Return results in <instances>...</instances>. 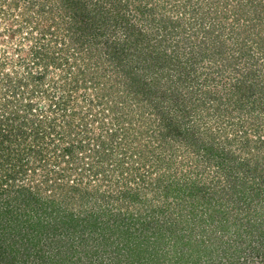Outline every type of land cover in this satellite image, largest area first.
<instances>
[{
	"label": "trees",
	"instance_id": "trees-1",
	"mask_svg": "<svg viewBox=\"0 0 264 264\" xmlns=\"http://www.w3.org/2000/svg\"><path fill=\"white\" fill-rule=\"evenodd\" d=\"M121 2L0 0V20L11 22L0 27V36L6 31L11 37L26 32L22 39L31 41L25 29L34 20L36 6L35 19L52 21L46 27L60 45L54 48L50 41L37 40L30 53L24 45L16 46L22 67H15L14 56L0 46V264H12L8 253L14 254L13 264H24L18 257L22 252L25 258L51 257L46 245L52 242L55 247L58 240L66 244L71 238L84 244L94 239L104 245L111 235L115 236L109 244L118 240L114 251L122 253L121 258L87 264L124 260L126 264H228L231 258L264 264V156L259 154L260 146L264 147V0L196 3L205 5L198 13L207 16L212 36L225 34L224 41L232 39L221 48L217 45L213 53L229 61L224 69L234 66L241 73L216 103L213 98L219 95L211 89L205 91L211 94L207 98L194 97L192 88L202 89L207 81L180 69L187 63H202L206 44L186 43L182 50L168 53L151 43L150 32L140 31L123 43L109 44L104 54V62H109L106 70L95 71L97 62L91 70L94 42L107 33L101 24L111 26L116 15L118 22L125 20L120 11L113 13ZM51 4L57 7L53 16ZM138 7L144 9L145 18L152 14L141 3ZM85 22L91 26L85 28ZM88 28H94L90 46L86 45ZM37 29L46 35L45 28ZM214 43L211 40L210 45ZM24 51L27 56L20 58ZM65 68L66 73H58ZM46 80L49 86L44 88ZM91 86L96 98L82 91ZM50 87L56 89L54 95ZM37 94L51 102H38ZM80 99L88 111L76 120L79 113L73 111L72 103ZM211 107L223 120L237 112L242 113V123L244 114L253 116L257 129L251 139L244 130L243 153L230 147L238 140L237 133L231 137L217 119L209 123L205 115L210 116ZM156 140L161 152L154 150ZM176 145H183L184 153L192 156L189 170L184 169L186 161L180 160L175 171ZM63 162L70 165L61 167ZM164 165L167 173L154 177L150 170ZM213 165L225 174L226 182H232V188L223 186L221 179L209 178ZM30 172L46 185L32 179L21 182L20 175ZM74 174L77 182L71 180ZM163 181L166 185L159 193L166 200L177 197L178 210L168 201L156 204L149 195ZM146 186L149 191L143 197ZM63 187L66 192L68 188L76 191L83 208L57 200V190ZM140 198L150 203L143 211L133 207ZM200 227L203 238L199 239L194 232ZM92 246L85 247L86 253L97 250Z\"/></svg>",
	"mask_w": 264,
	"mask_h": 264
},
{
	"label": "rangeland",
	"instance_id": "rangeland-1",
	"mask_svg": "<svg viewBox=\"0 0 264 264\" xmlns=\"http://www.w3.org/2000/svg\"><path fill=\"white\" fill-rule=\"evenodd\" d=\"M127 1H129V0H122V2L117 5V7L114 9V12H113V13H116L117 11H120L121 15L124 17L125 20H119V22H118L117 21V15H116L114 23H112L111 26H108V25L106 26L104 24H101L102 27L101 26L100 27L103 28L104 32L107 31V33H105L104 36L100 37L101 39L98 42H94V46L92 47L93 58H92L91 62L88 64L92 67L91 70H93L95 68H96L95 71H98V68H99V72L106 70L107 64L109 62L108 61H107V63L104 62L106 60L104 54L107 53V50L110 49L109 44H111L113 41H120L123 43L129 38V35H131V34L136 35L137 32L140 33V31H142V32L148 31V32H150V34L152 35V38H153L151 43L153 45H155V47L158 50L166 51L168 53H173L174 51L178 50L179 48L180 49L183 48L186 43H189L190 46L194 45L195 42L198 44L201 43L199 45H202V44L208 45L207 47L205 45H203L205 47L204 48L205 51L203 53L204 57H202V60H201L202 63H191V64L187 63L188 65L186 67H184V65H183V67L180 68V69H182L181 72H184V70L188 69L192 75H195V76L200 75L199 81H203V80L207 81L206 84L203 85L202 89L196 90L195 88H192L196 92V93L193 92L194 97H201V99H203L204 97L207 98V96L209 97L211 94H206V92H208L209 89H211L213 94L215 92H217L216 95H219V98L217 100L215 98H213V102L216 103L220 100V97H222L224 95V93L228 90L227 86L230 87L231 84L238 81L237 78H239L241 75V73H238L239 68L232 69V68H234V66H232L230 70L224 69L225 64H230V63H228L229 61H227V59L224 56H222L224 59L218 58V56L216 57V54L213 53L217 49V45L221 48L222 45H224L225 43L231 42L232 39H228V40L224 41L223 39H224L225 34L221 35V36H218V35L216 36V34L214 33L212 36V33L210 31H208V28H207L208 27L207 16L203 12L198 13V11L200 9L205 7V5H202L201 3L196 5V3H199L198 2L199 0H173L170 2L168 0H132L135 2L134 5H132V4L128 5ZM166 2L168 3V5ZM140 3L142 4V6L144 8H148L152 12V14H149L147 18H145L143 13H142V11L144 9H139V7H138ZM213 5H214V0H213ZM51 6H53V7L50 9L51 10L50 12H51V15L53 16V15H55V12L57 11V7H55L54 4H51ZM33 7H34L33 10L35 9L34 11L37 13V11H36L37 7L36 6H33ZM256 10H257V8H256ZM21 11L22 10L20 9L17 13L19 14ZM34 11L32 13L34 20L32 21V23H30L29 28L25 29L26 31H28V33L30 35H32L31 41L28 38L26 39V41L22 39L23 35H26V32L23 35L22 34L20 35V33H18L15 37H11L10 32L6 31V32H4V35L0 36L1 49L5 50L4 53H7V54L11 53L10 55L14 56V59H15L14 64H16L15 67H22L18 62V59H19L18 55L19 54H17V52L14 51L16 46H20V45L23 46L24 45V47H26V49L29 53L31 52L30 47L32 45H34L37 42V40H39V41L42 40L43 42L44 41H50L51 45L54 48H57L60 46V45H57L55 40H53V37H52L53 31H51V30L48 31L47 27H46V25L52 21L48 20L46 17L43 18V20L39 19V18L35 19V17H36L35 15H37V14ZM257 11H259V10H257ZM261 14L264 16V10ZM110 17H112V16H110ZM163 18H164V20H163ZM36 22H38L40 26L35 24ZM258 23H260V22L258 21ZM262 23L264 24L263 21H262ZM17 24L18 23H16L15 25H17ZM0 25H1L0 27H9V26H11V22H10V20H9V22L7 20L6 21L0 20ZM114 25H115V27H114ZM34 26H35V28H34ZM84 26H85V28L90 27L91 23L87 24L85 22ZM39 27L45 28V30L47 31L46 35L43 36L41 34V32L37 29ZM54 28H55V26H54ZM54 28H51V29L53 30ZM92 29H94V28H88L87 29V35H88L87 41H88V43H86V45L90 44L91 41H89V39H91V37H93L91 35L93 33ZM58 30L59 29L57 28L56 31H58ZM59 31H61V30H59ZM88 31L90 32L89 34H88ZM61 33H66V30L61 31ZM93 35H94V33H93ZM201 37H203L202 40L198 41ZM106 38H108L109 40L107 41ZM2 39H4V40H2ZM211 40H215L216 43L210 45ZM210 46H213L216 48H211ZM84 48H85V50L87 49L86 46H84ZM89 49H91V47H89ZM71 52L73 53V51H71ZM228 52H229V50H228ZM69 54H70V52H69ZM174 54H176V52ZM26 56H27V53L24 51V53L20 56V58L26 57ZM76 56H79V54L78 55L74 54V57H76ZM74 57H72L71 58L72 60L70 61L73 64H74V60H76V58H74ZM88 58L89 57L86 56V59H88ZM195 58H194V60L192 59V62L196 61ZM93 61H94V63H92ZM96 62H97V67L94 68L92 65H94ZM64 71L65 72L58 71V73H66V68ZM181 72H176V75H178ZM47 78H50V77H46V79ZM178 80H180V79H178ZM45 84L46 85L43 86L44 88L49 86L47 80H46ZM38 89L39 90L42 89L40 85H39ZM51 90L52 91H50V93L52 95H54L53 90L56 91V89L51 88ZM206 90H208V91H206ZM82 91H84V95L86 94V97L90 98V97L94 96L96 98L95 87L91 86L87 89H83ZM82 93L83 92H81V94ZM41 94L40 95L37 94L38 96H36L35 98L33 97V98L38 99L37 101L38 102L41 101L43 104L45 100L43 99L44 97H42L43 95H41ZM57 96H59V95H57ZM45 102L48 105V103L51 102V99L46 100ZM72 105H75L73 107L74 108L73 111L74 112L77 111L79 113V115L77 117H75L76 120L81 118V117H79L80 115L86 114V112L88 111V109L86 107H83L81 105V99L78 101L74 100ZM209 110H210V116H209V114L205 115L208 118H210L209 123L214 124V119H217L219 124L221 125V128H226V131H228V134H230L231 137L235 136L237 133L238 140L232 141L230 144V147L236 148L237 152H239V153H243L244 150H242V142H244V138H243L244 130L248 131L247 135L251 139L254 137L253 136L255 134L254 131L257 129L256 126L254 127L255 120H254L253 116L248 115V114H244V118L246 120L244 123H242V122H239V117L242 113L241 114L239 112L234 113V115L232 114L228 120H223V119H221L220 115L218 114L219 112H217V110L214 109V107L209 108ZM197 115L199 117V114H197ZM212 117H213V120H212ZM204 123H207V122H204ZM96 125H98V122ZM135 144H136V142L134 143V145ZM252 144H253V142H252ZM154 145H155L154 150L157 152H161V149L158 146L159 140H156ZM169 149H171V148H169ZM173 149L175 151L176 157L178 158V164L175 163V166H174L175 171L179 167L178 165L180 164V160H184V162L186 161V164L184 165V169L189 170L188 164H190V162L193 161L192 156L190 154L187 155L188 153H184L185 147L183 145H176ZM259 151H260L259 154H261V157L264 156V147L263 146H260ZM246 156H248V155L246 154ZM177 158H176V162H177ZM139 160L140 159L138 158V161ZM128 161H129V159L127 160V163H132V162H128ZM148 164H149V162H148ZM30 165H32V164H30ZM67 165H70V164L63 162L61 164V167H65ZM166 167L167 166L164 165L159 170L153 169L150 171H154L153 175H154V177H157L159 175L167 173ZM202 167H204V166H202ZM212 169H214L215 171L210 173L209 178H215V180L221 179L223 181V184H222L223 186H227L229 188H232V185H233L232 182L230 180L226 182L225 174L220 173V171H219V169H217L216 165H213ZM190 170H194V167H192ZM171 173H173V172H171ZM167 175L168 174H166L164 177H167ZM180 175H181L180 172L178 174L176 173L177 177ZM35 176H36V180H34ZM20 177H21V179H20L21 182L27 183L28 181H26V180L32 179L36 183L38 182V184L41 186L46 185V183L40 181L41 177L36 173H35V175H33L30 172V175H20ZM69 177H67L66 179L68 180ZM71 180L72 181L75 180V182H77V175L76 174L72 175ZM61 183H63V182H61ZM60 185H62V184H60ZM165 185H166V182L163 181V185H161L157 188V190H158L157 192H154V190L149 191L148 186L152 187L149 184L148 186H146V188H144L142 190V192H143L142 196L145 197L144 194H146V191H149V195L152 197V199L154 200V202L156 204H163V203H167V201H168L171 204V208H175L176 210H178L176 205H179V203L176 204V202L179 199L177 197L175 198V200L173 197L166 200L165 197L162 196L163 194L159 193L163 190ZM37 186H35V188ZM147 187H148V190H147ZM10 189H11V191L14 192L15 186L14 185L10 186ZM39 191H40V193H43L42 190H39ZM57 192L58 193L55 196V197H57V200L61 201L62 199H65V200H67L70 207H71V205H73V208H75L77 210L83 208V206L80 205V200L76 194V191H71V189L68 188L67 192H66V190H64V187H63V189H59V190H57ZM47 193H48V191H47ZM139 200H140L138 202L139 204H135V205H133V207L135 210L138 209L140 211H143L144 209H146V206L149 205L150 203L148 201L145 202L144 198H140ZM189 224H192V222H190ZM182 226H184V225H182ZM201 229L202 228L200 227L194 232L196 237L199 239L203 238V236L201 234ZM99 235H100L99 233L96 234V236H98V237H99ZM105 235H107V232ZM114 236L115 235H111L109 238H106V241H108V243L104 244V245H103L102 241L94 242V239H88L84 244H80L76 241L74 242L73 239H71V238H70V242H66V244H65V242L58 240V242L56 241L55 247H54V242H52V244H50V245L49 244L46 245V249L52 255L51 257L47 256L46 258L41 259V257L35 258L33 256H30V257H26L27 258L26 259L24 252L19 254L18 257L20 258V256H21V258L23 260H25L24 264H38V263H51V262H55L56 264H84V263L87 264V263L92 262V261H99L100 262V260H105V261L111 260L114 262V257H117V259H120L122 256V253H119L116 250L114 251V249H116L118 246V244H117L118 240H116L115 243H113V244H109L112 241V239L114 238ZM16 239H18V238L17 237H11V240H13V241H15ZM100 239H103V238H100ZM126 239H127V237H126ZM19 243L20 242H18V244L16 245L17 247H18ZM90 246H92V248H94V247L97 248V250H95V251L91 250L90 253H86L85 247H86V249H89ZM122 251H124V250H122ZM12 254L13 253H8V255H10V258L12 261L11 263L13 264ZM14 261L16 263L17 259ZM121 264H126V261L124 260ZM228 264H249V263H247V261L242 262V260H241V262H240V260L234 261L231 258V261Z\"/></svg>",
	"mask_w": 264,
	"mask_h": 264
}]
</instances>
